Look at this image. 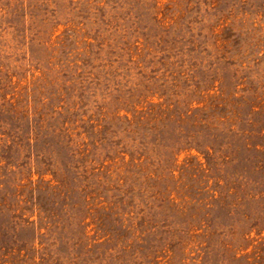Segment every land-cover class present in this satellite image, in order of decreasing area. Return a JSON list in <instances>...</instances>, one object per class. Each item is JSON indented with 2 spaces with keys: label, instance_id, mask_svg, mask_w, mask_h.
<instances>
[{
  "label": "rangeland",
  "instance_id": "rangeland-1",
  "mask_svg": "<svg viewBox=\"0 0 264 264\" xmlns=\"http://www.w3.org/2000/svg\"><path fill=\"white\" fill-rule=\"evenodd\" d=\"M0 264H264V0H0Z\"/></svg>",
  "mask_w": 264,
  "mask_h": 264
}]
</instances>
